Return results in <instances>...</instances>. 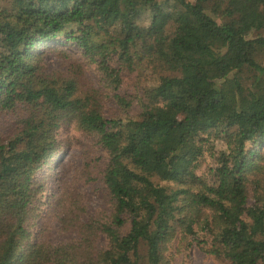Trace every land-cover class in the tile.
<instances>
[{
  "label": "trees",
  "instance_id": "trees-1",
  "mask_svg": "<svg viewBox=\"0 0 264 264\" xmlns=\"http://www.w3.org/2000/svg\"><path fill=\"white\" fill-rule=\"evenodd\" d=\"M53 42L96 87L47 72ZM262 61L264 0H0V264H173L187 241L264 264ZM74 149L48 218L40 173Z\"/></svg>",
  "mask_w": 264,
  "mask_h": 264
},
{
  "label": "rangeland",
  "instance_id": "rangeland-1",
  "mask_svg": "<svg viewBox=\"0 0 264 264\" xmlns=\"http://www.w3.org/2000/svg\"><path fill=\"white\" fill-rule=\"evenodd\" d=\"M194 1V0H189ZM207 12L214 16H221L223 8H218L215 6L213 1L207 3ZM55 48H63L61 45H56L54 42L50 44V49L44 51L45 55V65L47 72L52 74L56 73L61 76H73V66L74 59H76V55H74L71 51L64 49L63 52L66 54L59 53ZM261 63H264L262 61ZM77 69V73L79 72L80 81L84 87L93 86L96 87L98 83V79L94 75L93 71L82 69ZM16 122L15 117L10 116H0V138L7 139L13 134L15 129L14 124ZM213 141L215 139H212ZM215 151L223 149V144L219 141H216L214 144ZM212 159H210L209 163H211ZM83 165V157L82 153L79 150H71L66 151L59 158L53 162L50 167L44 168L40 175L46 176L48 180V193L50 198L48 200V205L45 209V214L48 218H50L53 214L54 210V197L57 194V188L55 186V179L57 175H65L68 180H71L77 173V170ZM205 168V164H202V169ZM97 185H84L81 183L78 185V192L84 194L85 198L82 202V206L85 208V212L87 216L93 215L99 209L105 208L104 201L100 198L98 194L93 192V188H96ZM38 229V227H36ZM74 235L71 233H59L58 232V224L52 221L51 235L49 240L53 242H61L66 241L73 238ZM200 241L206 242L204 235H200ZM187 242H182L180 245H175L173 250V264H227L222 259L215 258L202 250V246L204 243L198 245L193 244L192 246H188Z\"/></svg>",
  "mask_w": 264,
  "mask_h": 264
}]
</instances>
